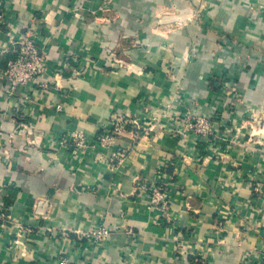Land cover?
Returning <instances> with one entry per match:
<instances>
[{"label":"crops","instance_id":"0c3cea01","mask_svg":"<svg viewBox=\"0 0 264 264\" xmlns=\"http://www.w3.org/2000/svg\"><path fill=\"white\" fill-rule=\"evenodd\" d=\"M1 2L0 264H264V0ZM28 25L52 68L26 99L3 70ZM116 116L154 129L98 144Z\"/></svg>","mask_w":264,"mask_h":264},{"label":"built area","instance_id":"2783aa9c","mask_svg":"<svg viewBox=\"0 0 264 264\" xmlns=\"http://www.w3.org/2000/svg\"><path fill=\"white\" fill-rule=\"evenodd\" d=\"M4 12L2 2L0 0V23L4 19ZM39 29L34 25H28L24 28L23 33L17 39V46L15 49V56L9 59L6 68L3 70V78L6 83V92L9 96H13L19 91L25 94V98L29 99L27 91L35 81L41 85H46L47 82L41 78L45 75L51 67L49 61V53L40 42ZM115 63L119 66L123 65V60L116 59ZM222 88V93L227 96L233 97L229 94L232 88L230 85L223 81L219 83ZM214 116L191 115L190 113L183 115L182 120L186 124V129L192 131L200 136H207L213 133V123H215ZM157 119V118H156ZM129 125H132L136 134L143 129L145 132L153 131V126H142L138 119L131 117L116 116L114 117L112 127L106 129L97 139L100 145H110L111 141L121 135ZM77 145L81 148L86 145L87 140L84 134L80 132L73 133ZM124 154L116 151L113 153L114 159H120ZM150 203L153 206H158L161 209L168 211L170 206V193L162 184H155L151 188ZM3 212L4 210H1ZM1 217V215H0ZM20 228H23L20 225ZM112 234L111 229L105 226L96 227L84 233V235L92 241H105ZM63 264H71L70 260L64 258Z\"/></svg>","mask_w":264,"mask_h":264},{"label":"rangeland","instance_id":"374dc122","mask_svg":"<svg viewBox=\"0 0 264 264\" xmlns=\"http://www.w3.org/2000/svg\"><path fill=\"white\" fill-rule=\"evenodd\" d=\"M114 1H115V0H104V4H105V6H107L108 8H111V6L113 5ZM157 19L160 20L161 17H158Z\"/></svg>","mask_w":264,"mask_h":264}]
</instances>
